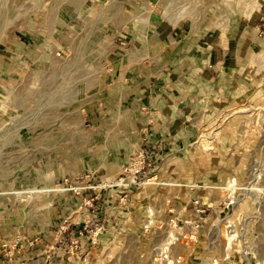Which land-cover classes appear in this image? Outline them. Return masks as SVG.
Here are the masks:
<instances>
[{
	"label": "rangeland",
	"instance_id": "rangeland-1",
	"mask_svg": "<svg viewBox=\"0 0 264 264\" xmlns=\"http://www.w3.org/2000/svg\"><path fill=\"white\" fill-rule=\"evenodd\" d=\"M116 2L0 0V245L13 264H34L43 232L73 229L63 241L79 246L80 263L90 233L92 245L104 246L90 256L96 264H154V246L166 243L183 264H264V0H178L207 27L200 39L252 42L249 57L237 58L235 102L195 124L182 149L151 152L132 140L107 154L115 145L103 134L114 124L104 123L103 102L84 105L80 71L106 62L99 47L97 59L88 57L84 20ZM124 6L141 22L149 11L164 18L163 0ZM68 83L70 107L61 96ZM139 112L157 114L146 104ZM115 184L122 196L107 207L97 198L116 195ZM76 214H122L123 222L104 231L98 220L71 223Z\"/></svg>",
	"mask_w": 264,
	"mask_h": 264
},
{
	"label": "crops",
	"instance_id": "crops-1",
	"mask_svg": "<svg viewBox=\"0 0 264 264\" xmlns=\"http://www.w3.org/2000/svg\"><path fill=\"white\" fill-rule=\"evenodd\" d=\"M173 3L176 5L178 0H163L164 7L159 14H163L164 18L157 22L152 20L150 11L147 22H141L134 12L125 10L124 0H117L114 5L99 10L91 8L89 13L93 17L84 20V46L91 48L88 57L97 59L98 47L102 50L100 54L106 56V62L94 67L85 66L80 73L85 82L82 89L84 105L90 107L93 101L103 102L106 113L109 112L103 117L104 123L114 124L103 134L108 145H115L109 146L107 154L134 144L135 148L144 146L151 152L171 150L173 143L182 149L196 130L195 124L210 120L220 108L235 102L237 58L249 57L252 42L246 39L238 41L234 37L226 41L219 38L200 39L207 27L193 12H184L182 4L171 9ZM237 46L247 47V55L243 56ZM70 84L62 94L60 90L52 91L53 103L60 105L61 94L63 105H75L76 93ZM142 104L157 110L151 120L139 112ZM126 123L128 126H125ZM116 186L111 193L118 192ZM102 193L97 199L106 203L107 207L110 203L119 202L118 197L122 196ZM121 215L76 214L71 223L80 221L82 217V221L98 220L107 226L100 229L108 231L112 224L123 222L118 220ZM72 227L79 228L75 224ZM104 231L101 230L102 235ZM132 231L135 232L134 229ZM73 232V229L64 231L62 237L55 231L43 232V244L36 246L34 262L31 263L96 264L90 256L98 247L102 249L104 246L101 243L98 247L92 245L91 234L87 231L89 235L81 241L85 261L80 263L78 253H75L79 246L63 241L67 239L66 235L72 236ZM78 233L75 232L77 237ZM164 245L154 246L155 253ZM174 247L170 246L173 257L179 255ZM9 249V246L0 245V264H13L8 255ZM98 261L103 262L102 255Z\"/></svg>",
	"mask_w": 264,
	"mask_h": 264
},
{
	"label": "built area",
	"instance_id": "built-area-1",
	"mask_svg": "<svg viewBox=\"0 0 264 264\" xmlns=\"http://www.w3.org/2000/svg\"><path fill=\"white\" fill-rule=\"evenodd\" d=\"M138 169L137 171H139ZM172 236V235H171ZM171 244H165L162 249L159 250V258L154 259V264H183L182 256H171L170 253Z\"/></svg>",
	"mask_w": 264,
	"mask_h": 264
},
{
	"label": "bare ground",
	"instance_id": "bare-ground-1",
	"mask_svg": "<svg viewBox=\"0 0 264 264\" xmlns=\"http://www.w3.org/2000/svg\"><path fill=\"white\" fill-rule=\"evenodd\" d=\"M232 182V181H231ZM232 185V184H231Z\"/></svg>",
	"mask_w": 264,
	"mask_h": 264
}]
</instances>
